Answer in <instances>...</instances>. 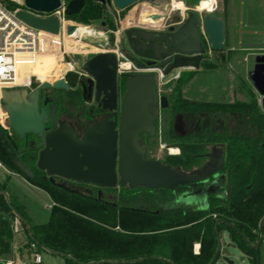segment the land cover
<instances>
[{
  "label": "water",
  "instance_id": "1",
  "mask_svg": "<svg viewBox=\"0 0 264 264\" xmlns=\"http://www.w3.org/2000/svg\"><path fill=\"white\" fill-rule=\"evenodd\" d=\"M93 1L121 10L140 0ZM24 4L31 11L50 13L59 8L60 0H24ZM84 6L85 0H71L67 6V16L77 15ZM16 16L34 29L53 36L59 35L60 24L57 17L39 19L24 11L17 12ZM156 29V27L152 30L136 28L127 32L132 52L123 49L122 53L126 55L130 64L135 65L133 58L129 56L130 52L138 55L139 50L151 53L149 56L146 53L140 56L149 58L153 62L143 64L140 71L128 75L125 81V92L121 98H119L117 83L120 65L116 53H99L83 65L81 71L95 82V102L107 113L101 120H95L87 126L82 134L71 122L58 121L55 107L50 112L44 108L39 111L40 90L50 87L68 89L64 78L53 85L43 83L30 94L25 93L22 99L16 98L12 101L7 99L6 89L2 90L8 126L21 141L27 140L29 136L35 138L34 144L38 151L37 168L41 172H46L50 182L57 188L85 197L91 191L76 186L73 182L90 184L102 189H115L123 185L132 190L137 188L174 190L180 186L206 180L212 175L215 178L219 177L217 172L223 163L222 155L219 159L212 156L213 162L206 170L185 174L161 161L148 159L141 136L154 137L156 135L159 113L162 109L169 107L168 98L159 94L155 72L166 78L185 69H200L201 63L208 59L203 39L208 42L212 51L224 50L225 22L213 14H198L192 11L178 29L173 26H170L166 32H157ZM73 30L74 27L69 26L67 33L70 35ZM131 37H135V44H132ZM99 45L103 46V44ZM156 62H158L156 69L148 68ZM181 119V115H178L177 120L181 121ZM49 124L52 125L51 131ZM0 140L6 150L11 153L1 129ZM19 154L20 152L17 151V155ZM13 161L27 178H34L32 170L23 162L15 158ZM55 177L61 178L62 181L56 183ZM226 181L228 178L226 180L221 177L209 187L199 189L194 197L181 198V201L203 203L201 209L206 210L208 194H216L221 184ZM0 195L5 197L12 214L32 236L28 222L12 206L9 194L1 191ZM100 195L99 192V197ZM229 195L230 186L226 192V196ZM221 224L237 230L231 222L223 219L216 221L217 248L210 264H216L220 257L222 244L219 227ZM258 231L259 239L254 245L250 244L240 232L237 233L250 249L259 250L264 235V217L260 221ZM42 249L76 262L66 254L44 247ZM153 259L173 264L162 258L153 257ZM138 261H98L87 264H134ZM224 261L226 264H233L227 259Z\"/></svg>",
  "mask_w": 264,
  "mask_h": 264
},
{
  "label": "trees",
  "instance_id": "2",
  "mask_svg": "<svg viewBox=\"0 0 264 264\" xmlns=\"http://www.w3.org/2000/svg\"><path fill=\"white\" fill-rule=\"evenodd\" d=\"M5 1L11 10L19 7L12 1ZM104 7L93 0H85L81 12L69 19L90 26L92 22L103 19ZM203 65L205 68L213 67L207 61ZM190 77V74H183L167 87L172 88L170 102L173 114L193 119L198 129L182 140H177L172 131L171 137L176 140L173 146L180 148L181 155L170 156L166 164L177 171L190 173L206 165L207 154L213 145L226 146L229 197L211 198L207 210L186 215L181 210L175 222L170 224L162 216L128 209L131 206L129 194L138 190L122 188L119 209H113L53 186L45 178L37 176L36 155L29 150L27 153L34 160L19 158L34 173V178H27L15 166L0 140L1 162L45 191L55 203L48 223L35 226L30 224L24 207L10 197L12 206L30 225L32 236L21 224L31 245L36 244L39 251L44 247L66 254L76 261L66 259L67 264L133 260H139L134 264H169L153 257L169 260L173 264H210L217 248L216 221L223 219L233 223L237 230L221 224L220 232L228 231L233 244L250 260L256 258L258 250L250 249L237 232L254 245L264 217V113L256 93L246 83H242L237 90L234 103L189 101L183 97L182 88ZM31 140L35 141V138L32 136ZM8 180V177L0 178V192H6ZM134 201L138 204L139 200L134 198ZM6 214L15 219L5 197L0 195V261L6 260L13 252V225ZM173 228L176 230L162 232ZM195 243L200 244L197 255L193 253Z\"/></svg>",
  "mask_w": 264,
  "mask_h": 264
},
{
  "label": "rangeland",
  "instance_id": "3",
  "mask_svg": "<svg viewBox=\"0 0 264 264\" xmlns=\"http://www.w3.org/2000/svg\"><path fill=\"white\" fill-rule=\"evenodd\" d=\"M178 1H183L188 8H194L200 2V0H174V3H177ZM172 2L173 0H140L139 2L121 10L115 8L114 6H105L103 19L101 21L92 22L90 26L79 24L70 20L72 23H70L71 26L74 27V30L70 35L67 33V27L59 36L46 38L45 46L38 54L27 55L22 60L20 64L18 82L16 84H8L6 87H0V117L2 120L5 122L6 118L5 112L1 106V92L4 88L18 87L32 90L42 83H52L54 81H58L65 78L66 74H68V70L70 68L69 63L73 64L76 68H82L89 59L99 53L114 52L119 55V64L127 62L124 58H120L121 54L125 55L122 53V47L123 43L127 39V32L135 28L150 29L154 26L157 27L159 25L155 24L168 15L170 17H179L180 13L178 11H172ZM219 2L220 4L223 3L222 0ZM190 12H192V10L188 11L186 14L188 15ZM146 16H155V19L159 18V21L155 22V24L143 22ZM161 23L162 22H159L160 25H162ZM81 26L93 29L95 32L101 34L100 36H97L99 38H104L105 36V40L102 43L103 46L92 42L89 43L88 41L79 38L82 31ZM126 49L130 50L128 46ZM205 49L206 55L208 56V59L206 60L207 62L212 64L210 62L211 58H217V63L221 62L224 50L212 51L208 42H206ZM49 63H51L52 66L48 71ZM120 70L123 71V69ZM138 71H140V68L132 69L128 72L135 73ZM155 75L157 78L159 94L165 97L169 96L170 90L166 86V82H168L170 77L162 79L160 78V74L155 73ZM29 81H32L34 86L28 85ZM226 83L227 81L220 75L219 72L213 74L211 73V75H205V73H203L198 75L195 80L188 85L191 87V92H188L186 87L185 96L192 99L194 97L192 95L193 91L205 88L208 90V93L211 94L213 91L216 92L218 87L219 90L225 89ZM226 87L228 88L229 85ZM239 98L241 97L239 96ZM215 99L217 98H212L209 101H216ZM223 102L233 103L235 100L234 98H229ZM173 119L174 117L171 115L169 110L160 111L156 135L154 137H149L147 135L142 137V142L150 160L167 162L170 156H178V153H171V149H177L173 146L176 140L171 138V136H168L169 129L173 124ZM0 164L2 165V168L0 169V172H2V174H0V178H2V176H7V172L15 173L13 170L5 166L1 160ZM5 170H7V172H4ZM7 191L9 192L10 197L17 204L26 207L28 212V214H26L28 215L31 225L42 226L48 223L52 210V200L48 194L40 189L32 187L23 181V179L18 177L10 178V181L7 183ZM5 216L12 223H15V219L12 215L6 214ZM220 234L222 246L220 257L216 264H226L224 261L225 259L233 262V264H253L252 262H256V264H264L263 245L260 246L256 258L250 260L246 254H244L235 244L232 243L228 231L223 230ZM34 252H38L41 255L43 260L42 264H67L66 259L59 255L52 254L43 249L39 251L38 248H32L27 239L24 227L19 224V232L14 234L13 252L6 259L18 258L19 260H22L24 264H30L29 261L33 260L31 254Z\"/></svg>",
  "mask_w": 264,
  "mask_h": 264
},
{
  "label": "flooded vegetation",
  "instance_id": "4",
  "mask_svg": "<svg viewBox=\"0 0 264 264\" xmlns=\"http://www.w3.org/2000/svg\"><path fill=\"white\" fill-rule=\"evenodd\" d=\"M181 17H182L181 15L179 17H171L167 21V27L164 28L163 30H157V32H166L170 26H173L176 29H178L180 27L178 26V24L181 23ZM131 40H132V44H135V37H131ZM125 42L127 43V46L131 51V44H129L128 34H127V39ZM125 42L123 43L122 50L127 48ZM202 42L205 48L206 46L205 39H203ZM131 52L129 56L133 58V63L135 64L134 67L137 69L139 68L141 69L143 64L147 65L148 63L153 62V60L149 58H142L140 56L142 53H146L148 56L151 53L144 52L143 50H139L138 55H135ZM206 57L208 56L206 55ZM157 66H158V62L154 63L151 66H148V68L156 69ZM120 67H121V64H120ZM155 73H158V72H155ZM129 74L131 73L119 71V75L117 79L119 98H121V96L125 92L123 91V88H125V81ZM182 76H183V73H174L172 76H170V79L166 83V86L170 83H175ZM64 79H65L66 84L68 85V89H53L52 87H50L47 89L40 90L39 96H38L39 111L42 108H44L48 112H50V110L53 107H55L57 109L58 121L71 122L75 126L77 131L80 134H82L83 130L87 126L91 125L95 120H101L107 112L102 110V108L99 107V105L95 102V82L91 78L86 76L81 71V68H76L75 72H68V74H66V77ZM56 82L57 81H54L49 84L53 85ZM123 83H124V86H123ZM28 85L34 86L32 81H29ZM40 85L36 86L32 90L25 89V88H18V87L17 88L7 87L5 88L6 89L5 95L7 99H10L11 101L16 98L22 99L25 93L30 94L35 89H37ZM169 90H170V95L167 96L169 100V107L167 109H162L161 111L169 110L171 115L174 117L172 127H170L169 132H168V136L169 137L172 136L171 133L173 131L178 138L177 140H182V139H185L187 136L195 133L198 129V124L193 119L185 117L181 114H173L172 109H171V102H170L172 88H169ZM3 99H4L3 93L1 92V106L5 112ZM5 115H6L5 122L0 117V129L3 131L5 138L9 144L10 150H11V153L9 151L7 152L10 154L12 158H15V159L28 158V159L34 160V157L31 154L27 153V151L29 150L35 153L36 160H37L38 151L35 148L36 144H34V140H31L32 136H29L28 139L24 141L19 140L18 136L8 126L6 112H5ZM178 115H181L182 117L181 121L177 120ZM48 127L50 128L49 130L51 131L52 125L49 124ZM143 136L144 135L141 136V141H142ZM176 148H177L176 150L178 153L177 155L178 156L181 155L180 148L179 147H176ZM23 150H26V151L24 153H21ZM17 151L20 152L19 155H17ZM220 155H222L223 157V163L217 172V175H219L218 178H215L214 175H212L206 180L199 181L192 185L180 186L174 190H149L145 188L133 189V190H138V191L132 192L129 194L131 206L128 209H130L131 211L138 210V211L148 212L152 216H162L165 218L167 222L172 224L175 222V218L181 214V210H183L182 212L183 215H186L189 212H196L198 210L203 211L201 209L204 205L203 203H196L195 201H193V203H188L186 201H181V198L186 199L192 196L194 197L196 192L199 189L203 187H209L210 185L218 181L219 178L221 177H224L226 180L228 178V181L221 184V187L216 194H208L207 206L209 208V201L211 198L225 199L226 197H229V196H226V192L229 187V171L227 170L228 148L226 146L222 144L213 145L210 148L209 153L207 154L206 165L200 170H193L192 172L185 173V174H191L197 171L202 172L206 170L209 167V165L213 162L212 156H214L216 159H219ZM36 160H35V166H36L35 173L38 174L37 176L43 177L48 182H50L49 177H47L46 172H41L38 170L37 165H36ZM161 162L165 165H169V164H166V161L164 162L161 161ZM55 180H56V183H59L62 181V179L59 177H55ZM73 184L91 191V193L86 194L84 198H88L90 200H93L94 202H97L99 204H102L106 207H110L113 209H119V200L122 194L121 190L122 188L127 187V186L119 185L115 189H102L96 186H92L90 184H82V183H77V182H73ZM99 192L101 193L100 197H99ZM134 198L139 200L138 204L135 203ZM214 217L216 218V216ZM173 230H176V228L165 230L162 232H169Z\"/></svg>",
  "mask_w": 264,
  "mask_h": 264
},
{
  "label": "crops",
  "instance_id": "5",
  "mask_svg": "<svg viewBox=\"0 0 264 264\" xmlns=\"http://www.w3.org/2000/svg\"><path fill=\"white\" fill-rule=\"evenodd\" d=\"M214 2L215 0L202 1V3L198 5V10L201 5L204 9H212ZM222 2V4L218 2V8L213 15L222 18L225 22L226 39L223 51L225 56L223 55L220 63L216 62L217 58H211L210 62L213 65L212 68H205L203 61L200 69L198 70H182L180 73L191 75L189 81L182 88L183 97L192 102L229 103L223 101L229 98H234L236 101L237 90L242 83H246L256 93L260 109L264 113V0H226V2L222 0ZM174 8L177 7H173L174 11L177 9L184 11L186 6L184 4L183 7L177 9ZM186 17L187 14L185 13L181 17V23L178 24V26H181V24L186 20ZM155 18V16H146L143 22L155 24V22L159 21V18ZM170 18L171 17L168 15L162 19L163 21L160 19L161 21L159 22H162V25H160L159 22L155 24L159 25L156 27V30H163L166 28L167 21ZM153 28H155V26ZM153 28L146 30H152ZM217 72H219L220 75L227 81L225 89L219 90L218 87L216 92L213 91L209 94L208 90L205 88L193 91L192 95L194 97L192 99L185 96L186 87L187 91L191 92V87L188 85H190V83L195 80L198 75L203 73H205V75H211V73L213 74ZM228 85L229 87L227 88L226 86ZM212 98L217 99H215L216 101H209ZM1 168L2 165L0 169ZM4 172H7V170ZM7 173V176H2V178L8 177V182L10 181V178L18 177L23 179V181L32 187L39 189L38 187L30 184L20 174ZM0 174H2V172H0ZM40 190L43 191L42 189ZM6 192L9 194L7 189ZM54 204L55 203L52 201V206ZM24 210L25 213L28 214L26 207H24ZM196 244L199 243H195L194 245Z\"/></svg>",
  "mask_w": 264,
  "mask_h": 264
},
{
  "label": "built area",
  "instance_id": "6",
  "mask_svg": "<svg viewBox=\"0 0 264 264\" xmlns=\"http://www.w3.org/2000/svg\"><path fill=\"white\" fill-rule=\"evenodd\" d=\"M9 1L16 3L19 7L15 10H11L7 7L5 0H0V87H6V85L8 84H16L19 79L20 64L24 57L27 55L38 54L45 46L46 38L57 37L26 25L24 22L17 18V12L24 11L39 19H49L52 17H57L60 24L59 35L65 31V28L71 26V21L66 14L67 6L70 0H60L59 8L50 13L31 11L25 7L24 0ZM202 1L211 0H200L198 5H200ZM218 2L219 0H215L212 5V9H205L204 11H199L198 5H196L194 8H188L185 5L186 8L184 11H176H178L181 16L191 10L195 11L198 14H214L218 8ZM173 3L174 0L171 4L172 11H174ZM182 3L184 2L182 1ZM117 56L119 58V55ZM121 57L129 62L126 55L121 54L120 58ZM69 66L70 68L68 72H75L76 67L71 63H69ZM120 69L121 68L119 67L120 72H128L132 69L137 68L131 65V68L129 70L122 71ZM160 78L164 79L165 77H162V75H160ZM19 224L21 225L19 220L15 218V223H12L14 234L19 232ZM261 245H263L264 247V235ZM31 247L37 249L36 244H32ZM199 252L200 244L194 245V254L197 255L199 254ZM31 257L33 258V260L29 261L30 264L43 263L42 257L38 252L32 253ZM0 262V264H24V262H22V260H19L18 258H9L6 260H1Z\"/></svg>",
  "mask_w": 264,
  "mask_h": 264
},
{
  "label": "bare ground",
  "instance_id": "7",
  "mask_svg": "<svg viewBox=\"0 0 264 264\" xmlns=\"http://www.w3.org/2000/svg\"><path fill=\"white\" fill-rule=\"evenodd\" d=\"M183 5H184V3H182L181 1H178L177 3H173V7H177V8L183 7ZM177 8H174V9H177ZM204 10L205 9L201 5L199 11H204ZM81 27H82V31L80 33L79 38L84 39V40L88 41L89 43L92 42V43L97 44V45L102 44L103 41L105 40V36H104V38L97 37V36H100L101 34L95 32L93 29L86 28V27H83V26H81ZM73 37H75V36H73ZM23 64H25V63H23ZM51 66H52V64L49 63L48 71H49ZM130 67H131V64L129 62L128 63L125 62V63H121V67L120 68L123 69V70H127V69H130ZM171 153L175 154V153H177V150L171 149ZM0 167H1V165H0Z\"/></svg>",
  "mask_w": 264,
  "mask_h": 264
}]
</instances>
